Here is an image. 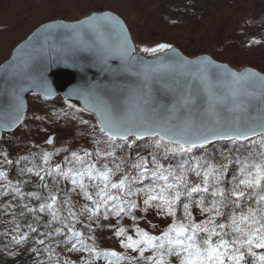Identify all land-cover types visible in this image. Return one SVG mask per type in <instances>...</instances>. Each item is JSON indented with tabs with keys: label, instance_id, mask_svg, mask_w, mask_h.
<instances>
[{
	"label": "rangeland",
	"instance_id": "rangeland-1",
	"mask_svg": "<svg viewBox=\"0 0 264 264\" xmlns=\"http://www.w3.org/2000/svg\"><path fill=\"white\" fill-rule=\"evenodd\" d=\"M100 11L146 56L176 47L264 74V0H0V64L40 24ZM27 100L0 141V264H264V177L247 173L264 170V134L115 140L60 96ZM116 192L124 206L100 207Z\"/></svg>",
	"mask_w": 264,
	"mask_h": 264
},
{
	"label": "water",
	"instance_id": "water-1",
	"mask_svg": "<svg viewBox=\"0 0 264 264\" xmlns=\"http://www.w3.org/2000/svg\"><path fill=\"white\" fill-rule=\"evenodd\" d=\"M31 96H60L115 140L196 148L264 134L263 73L176 47L146 56L110 11L44 22L15 45L0 64V141L23 123Z\"/></svg>",
	"mask_w": 264,
	"mask_h": 264
},
{
	"label": "trees",
	"instance_id": "trees-1",
	"mask_svg": "<svg viewBox=\"0 0 264 264\" xmlns=\"http://www.w3.org/2000/svg\"><path fill=\"white\" fill-rule=\"evenodd\" d=\"M263 21H264V19H263ZM263 21L257 23V24L260 23V26L258 27V29L262 28V30H264V22ZM262 48H264V47H262ZM206 50H209V49L206 48ZM72 141H78V140L76 138H73ZM260 155L264 156V151H260ZM260 155L257 153H253L250 158H257V157H260ZM247 173H248V175L252 176V178L264 177V170L254 171V170H252V168L250 166H247ZM124 197L127 198L126 193L120 194L119 192H116L114 194H111V196L107 199L106 204L105 205L101 204L100 207L109 208L111 210L121 208V206H124L123 205L125 202ZM157 200H158V203H160L162 199H157Z\"/></svg>",
	"mask_w": 264,
	"mask_h": 264
},
{
	"label": "bare ground",
	"instance_id": "bare-ground-1",
	"mask_svg": "<svg viewBox=\"0 0 264 264\" xmlns=\"http://www.w3.org/2000/svg\"><path fill=\"white\" fill-rule=\"evenodd\" d=\"M238 141H243V140H238Z\"/></svg>",
	"mask_w": 264,
	"mask_h": 264
}]
</instances>
